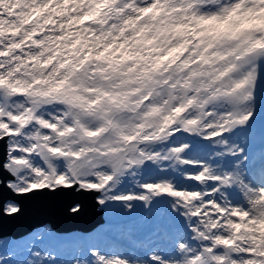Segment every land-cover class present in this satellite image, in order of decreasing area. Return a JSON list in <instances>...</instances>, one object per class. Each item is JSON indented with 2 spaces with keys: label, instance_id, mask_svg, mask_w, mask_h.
<instances>
[{
  "label": "snow or ice",
  "instance_id": "6c2138e0",
  "mask_svg": "<svg viewBox=\"0 0 264 264\" xmlns=\"http://www.w3.org/2000/svg\"><path fill=\"white\" fill-rule=\"evenodd\" d=\"M0 264H264V0H0Z\"/></svg>",
  "mask_w": 264,
  "mask_h": 264
},
{
  "label": "water",
  "instance_id": "95a60500",
  "mask_svg": "<svg viewBox=\"0 0 264 264\" xmlns=\"http://www.w3.org/2000/svg\"><path fill=\"white\" fill-rule=\"evenodd\" d=\"M75 200L84 204L85 212L79 217H70L65 209ZM19 202L22 206L20 215L3 220V230L13 235H22L44 223L57 229H74L90 228L101 220V213L92 198L74 193L56 197H29Z\"/></svg>",
  "mask_w": 264,
  "mask_h": 264
}]
</instances>
